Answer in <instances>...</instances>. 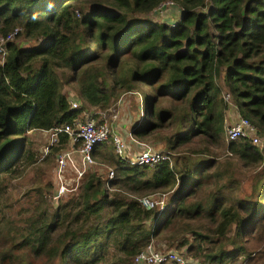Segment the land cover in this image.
<instances>
[{"label": "trees", "instance_id": "1", "mask_svg": "<svg viewBox=\"0 0 264 264\" xmlns=\"http://www.w3.org/2000/svg\"><path fill=\"white\" fill-rule=\"evenodd\" d=\"M163 1L0 0V36L21 28L17 34L41 41L31 47L9 42L0 63L1 181L19 160L35 161L26 148L28 130L72 124L84 109L106 108L137 84L152 93L143 97L144 120L131 130L136 139L174 120L179 131L163 138L168 152L193 137L218 144L228 109L218 97L219 75L237 113L264 137V0H174L181 9L174 26L139 17ZM65 85L79 108H71ZM158 95L186 107L178 116L157 108ZM103 144L93 156L105 157ZM59 148L52 147L44 161ZM227 150L246 165L264 161V145L248 139L229 142ZM107 158L111 179L89 173L78 193L60 198L52 214L33 213L22 226L0 225V264H31L40 255L52 264H134V256L178 219H184L183 228L171 234H192L180 245H188L193 258L225 264L242 255L246 264H264V182L254 199L235 198L230 181L191 201L211 176L206 173L213 159L193 166L176 160L131 166L115 153ZM173 189L162 212L138 200ZM201 217L211 227H190Z\"/></svg>", "mask_w": 264, "mask_h": 264}, {"label": "rangeland", "instance_id": "2", "mask_svg": "<svg viewBox=\"0 0 264 264\" xmlns=\"http://www.w3.org/2000/svg\"><path fill=\"white\" fill-rule=\"evenodd\" d=\"M163 3H165L164 6L162 5ZM86 8L88 7L86 6ZM84 11H86V9H84ZM180 14L181 9L174 0H164L158 7L146 14H140L139 17L155 23H166L170 26H174ZM13 41L21 47H31L41 42L40 40L25 38L21 34H16L13 37ZM1 61L2 56L0 54V62ZM215 83L219 89L218 97L228 105V109L225 112L226 119H224V127H226L231 124L233 120L240 117V115L237 113L236 109H229L233 108L234 105L231 96L225 99L227 89L224 85L223 76L219 75L216 77ZM72 90L73 89L69 86L65 85L63 87V91L68 97H71L69 93L72 92ZM151 93L152 90L148 86L137 84V88L133 91L122 92L117 99H112L106 108L89 106L84 109L83 112L85 114L94 115L98 120L107 121L123 137H128L133 127L144 120L143 97L145 94ZM72 96H74L73 98L77 102L79 108V100L75 94H72ZM185 105L186 104L181 100H176L170 95H164L158 97L156 107L166 109L178 116V114H181L183 109H185ZM178 126V124L174 123V120L173 122L166 120L162 123V128L160 130L152 131L146 136L137 138L153 146L155 149L168 151L163 138L168 136L173 137L174 133L179 131ZM25 137L27 139L26 148L32 151L35 156V161L28 163L25 160L23 161V159L19 160L13 166L14 173H6L3 175L5 180H0V187H5L4 191L0 194L1 226H22L23 220L33 213L47 212L49 215L52 214L57 208L60 198L65 200L71 195H76L83 181L82 179L79 182L77 188L73 192H68L61 197H55L57 185L55 156L45 161V157H42L43 147L48 144L47 136L43 132L36 130L26 133ZM258 139L260 140L258 147L261 148L264 145V137L258 134ZM227 144L228 142L225 140L224 133L222 134L220 142L218 141V144H211L201 138L193 137L190 141L178 145L174 151L170 152L173 163L176 160L179 165L182 164L183 161L190 166H193L197 161L207 159H213L215 161L213 166L207 170L206 174L211 175L207 183L201 186L197 192L190 197L191 201H195L198 198H207L212 192L217 190L218 186L228 185L230 181L233 182L231 192L235 198H243L244 196H251L252 199L256 198L257 192L259 191L258 186L264 182V161L258 164L246 165L228 152ZM101 150L105 157L99 156L98 152H96L94 154L96 165L92 170L88 171L87 175L94 172L107 181L106 174L108 169L114 171V167L107 156L111 153L114 154V150L111 143H104ZM67 178L69 187L76 186L73 176ZM174 191L175 189L165 192L161 191L148 194V196L153 200L164 198L165 205L162 210L164 211L169 206V201ZM223 192L225 193V190H223ZM228 202L229 201L226 200V204ZM182 220L184 219H178L174 226L154 238L150 244L159 250L172 249L183 254L185 257H192L190 256L191 253H188L186 250L188 245L183 247L180 245L184 238H187L189 242L192 241V234L190 232H183L175 237L171 234L174 227L183 228L184 224L181 222ZM211 225L212 222L209 219L201 217L194 219L190 227L204 230V228L211 227ZM228 236H233V229L229 232ZM1 243L2 240H0V244ZM226 247L227 249H231L230 245ZM109 251L111 254L114 253L112 248L109 249ZM28 263L52 264L41 255L40 257L28 261Z\"/></svg>", "mask_w": 264, "mask_h": 264}, {"label": "built area", "instance_id": "3", "mask_svg": "<svg viewBox=\"0 0 264 264\" xmlns=\"http://www.w3.org/2000/svg\"><path fill=\"white\" fill-rule=\"evenodd\" d=\"M163 6L165 3L162 4ZM21 30L15 28L5 36H0V54L3 63L7 53L9 42ZM230 97L225 94V99ZM71 108L78 107L73 97H68ZM237 111V110H236ZM41 131L48 139V144L43 147L42 157H45L54 146H60L55 154L57 185L55 197H61L68 192H73L79 182L84 179L89 170L96 165L93 156L94 148L103 143H111L114 153L131 166L149 165L154 166L162 161L173 164L172 155L165 150L155 149L148 143L136 139L129 133L128 137H123L118 131L105 120H98L94 115L84 112L73 121L72 124H60L49 129H31V131ZM225 140L229 143L239 139H248L252 144L258 146L260 140L256 128L245 117H238L231 124L224 127ZM62 137L65 139L62 142ZM107 179L114 175L112 169H108ZM74 177L76 186L69 187L68 178ZM79 187V186H78ZM140 204L145 209H157L161 212L164 209V198L156 200L148 195L138 198ZM134 264H213L207 263L203 259L185 257L172 249L159 250L151 244L137 253L133 258ZM225 264H246L245 256L239 255L235 260Z\"/></svg>", "mask_w": 264, "mask_h": 264}, {"label": "crops", "instance_id": "4", "mask_svg": "<svg viewBox=\"0 0 264 264\" xmlns=\"http://www.w3.org/2000/svg\"><path fill=\"white\" fill-rule=\"evenodd\" d=\"M180 8V7H179ZM229 109H235L234 107L233 108H229ZM225 117V119H226V116H224Z\"/></svg>", "mask_w": 264, "mask_h": 264}]
</instances>
